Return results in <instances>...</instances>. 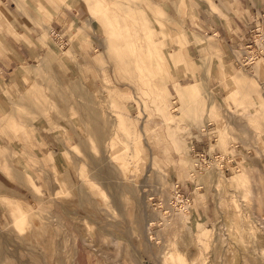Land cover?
<instances>
[{"label": "rangeland", "instance_id": "374dc122", "mask_svg": "<svg viewBox=\"0 0 264 264\" xmlns=\"http://www.w3.org/2000/svg\"><path fill=\"white\" fill-rule=\"evenodd\" d=\"M128 1L121 18L103 22L83 0L68 46L30 67L0 115V264H264V56L249 65L254 52L238 48L237 63L227 58L223 40L206 32L228 21L212 0L216 9ZM189 30L197 50L176 67L168 53L176 32L186 51ZM185 71L190 79L174 81ZM206 72L210 111L204 95L185 99L194 86L180 99L175 87ZM208 123L211 150L241 147L240 171L196 169L190 138L208 137Z\"/></svg>", "mask_w": 264, "mask_h": 264}, {"label": "crops", "instance_id": "0c3cea01", "mask_svg": "<svg viewBox=\"0 0 264 264\" xmlns=\"http://www.w3.org/2000/svg\"><path fill=\"white\" fill-rule=\"evenodd\" d=\"M162 1L163 3H171L175 0ZM204 1L212 9H216L214 4L220 6L227 16L226 25L220 22L206 32H211L212 36L218 35L223 40V45L228 49L226 56L232 63H237L234 57V49L238 48L248 52L260 50L262 51L260 57L264 56V0H212L214 4L211 0ZM82 2L83 0H0V115L4 113L11 97L17 95L28 83L30 67L40 58L53 56L58 51H62L65 46H68L70 31L84 16ZM178 2L180 3L181 0H178ZM128 3L131 5L133 1L130 0ZM84 4L95 17L101 18L103 22L118 19V17L121 18L120 11H127L126 0H84ZM144 6L149 7L156 15L159 14L162 20L166 16L158 5L145 2ZM236 11L241 12L240 17L235 14ZM177 16L180 19H191V17L181 15V13ZM105 26L110 28L109 24ZM193 28L194 32H196V29L202 31L198 26H193ZM162 32L164 35L173 33L169 28L162 29ZM106 33L110 34V32ZM176 33L178 49L168 53V57L174 66L179 67L182 63L186 64L185 56L187 54L188 58L193 57V53L197 50L195 39L200 38L194 39L193 33L189 30V33H186L185 51V42H182L184 37L180 32ZM256 36H261L260 43L257 42ZM247 42L250 43L249 46H247ZM163 47H160L162 68L166 63ZM198 47H201L200 50H206V47ZM246 47H250L251 50L246 49ZM80 48L78 45L76 49L79 50ZM263 61L259 60L258 64H261L259 67H263ZM144 68L146 76L150 75L148 68L152 67L147 66ZM172 77L179 84L184 83L185 78H191L186 71L182 75H172ZM207 78L208 72L195 83L184 86L176 84L178 98L179 91L194 86L195 91H197L196 95L185 99H199L204 95L203 90ZM164 91L167 92V90ZM204 97L203 105L210 111V106L207 107V100L210 98L211 101L214 96L207 98L204 95ZM204 128L207 129L206 124ZM169 137L173 145L177 147L176 134L171 132ZM28 185L31 189L30 183ZM31 190L34 193V189ZM7 205L11 209H15L20 204L18 201L7 200Z\"/></svg>", "mask_w": 264, "mask_h": 264}, {"label": "built area", "instance_id": "2783aa9c", "mask_svg": "<svg viewBox=\"0 0 264 264\" xmlns=\"http://www.w3.org/2000/svg\"><path fill=\"white\" fill-rule=\"evenodd\" d=\"M250 52H254V55L245 57V63H249V65L253 63V59L260 57V53H262V51L259 50ZM211 124L212 123H208L206 126L209 132L208 137H205L204 135L200 139H197L196 137L190 138V140L194 138V144L191 145L189 152L193 155L196 169L201 171L203 169L209 168L214 160H221V167L224 175L234 174L240 171L243 166V162L239 161V158H241L243 155L240 151L241 147H239L237 142L228 146L230 149L227 153L221 152L218 147H213L211 150L210 146L212 140L214 143L217 141L215 137V130L209 129Z\"/></svg>", "mask_w": 264, "mask_h": 264}, {"label": "bare ground", "instance_id": "6f19581e", "mask_svg": "<svg viewBox=\"0 0 264 264\" xmlns=\"http://www.w3.org/2000/svg\"><path fill=\"white\" fill-rule=\"evenodd\" d=\"M66 99H67V98H66ZM64 101H65V100H64ZM66 106H67V105H66ZM104 156H105V155H104ZM214 162H220V163H222L221 160H214V161L212 162V165L214 164ZM212 165H211V166H212ZM211 166H210V167H211ZM95 167H96V166H95ZM99 167H100V166H99ZM104 170H105V169H104ZM221 170H222V167H221ZM99 171H100V170H99ZM99 171H98V172H99ZM98 172H97V173H98ZM107 172H108V171H107ZM222 172H223V170H222ZM109 174H110V173H109ZM104 175H105V174H104ZM109 177H110V176H109ZM111 178H113V177H111ZM111 178H110V179H111ZM100 179H101V178H100ZM102 179H103V178H102ZM107 180L109 181V179H107ZM104 181H106V180H104ZM101 182H102V181H101ZM106 183L108 184V182H106ZM136 216H137V215H136ZM142 217H143V216H142ZM137 219H139V218H137ZM151 224H152V223H149V226H150ZM148 229H149V228H148ZM37 236H38V235H37ZM28 238H29V236H28ZM38 238H39V237H38ZM35 240H36V239H35ZM3 242H4V241H3ZM95 249H96V248H95ZM174 252H176L177 255H178V257H179V253H178L179 251H178V250H175ZM37 258H38V257H37ZM35 261H36V260H35ZM37 261H38V260H37ZM37 264H38V263H37ZM179 264H182V262L179 261Z\"/></svg>", "mask_w": 264, "mask_h": 264}]
</instances>
